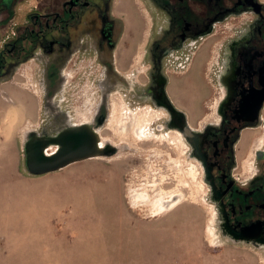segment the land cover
<instances>
[{
	"label": "flooded vegetation",
	"instance_id": "flooded-vegetation-1",
	"mask_svg": "<svg viewBox=\"0 0 264 264\" xmlns=\"http://www.w3.org/2000/svg\"><path fill=\"white\" fill-rule=\"evenodd\" d=\"M22 2L0 0V14L22 16ZM25 14L0 48V88L35 62L50 119L32 132L99 133L118 93L162 109L223 235L264 244V0H36Z\"/></svg>",
	"mask_w": 264,
	"mask_h": 264
},
{
	"label": "rangeland",
	"instance_id": "rangeland-1",
	"mask_svg": "<svg viewBox=\"0 0 264 264\" xmlns=\"http://www.w3.org/2000/svg\"><path fill=\"white\" fill-rule=\"evenodd\" d=\"M33 2L18 3L22 16L0 14V48ZM27 63L0 91V264H264L263 245L223 235L203 169L163 114L146 124L145 141L133 133L124 157L30 174L22 136L50 116L40 70ZM108 126L104 135L117 139Z\"/></svg>",
	"mask_w": 264,
	"mask_h": 264
},
{
	"label": "water",
	"instance_id": "water-1",
	"mask_svg": "<svg viewBox=\"0 0 264 264\" xmlns=\"http://www.w3.org/2000/svg\"><path fill=\"white\" fill-rule=\"evenodd\" d=\"M100 142V134L90 125L72 127L50 135L30 132L23 146L26 169L30 174L40 175L76 161L111 156L117 152L114 145H102Z\"/></svg>",
	"mask_w": 264,
	"mask_h": 264
},
{
	"label": "bare ground",
	"instance_id": "bare-ground-1",
	"mask_svg": "<svg viewBox=\"0 0 264 264\" xmlns=\"http://www.w3.org/2000/svg\"><path fill=\"white\" fill-rule=\"evenodd\" d=\"M122 109V110H121ZM15 115L17 114V112H15ZM160 114L166 115L164 110L159 109V108H155L152 106H148L147 110L143 109L140 111H135L134 109H132L131 107H120L118 101L115 99L112 103V108L109 111L108 114V118H107V122L108 123V127L117 133L118 131V138H112L111 136L108 135H104L103 130L99 129V133L101 135V144H112L116 147L117 152L111 156H97L96 158L98 159H105V160H113V159H118L121 157H124L125 154L122 151V148L124 147V145H127L131 148H135L137 146L135 140V136L137 137H144V141H145V126L146 124L155 116H159ZM88 116V120H91L94 117V113L92 111L87 113ZM118 119H120L121 121V125L120 126H116L117 121H119ZM11 125L12 128L9 129V133H11L13 131L14 125H18L17 121H11ZM174 129V128H173ZM34 131V127L31 126H27L25 128V132L22 136V142L24 144V142L27 139V135ZM175 131L177 132V137L180 139H183L185 141V137L183 135V133L177 129H175ZM134 133V134H133ZM8 134V133H7ZM186 143V141H185ZM187 144V143H186ZM187 146H189L187 144ZM55 147L52 146V150H54ZM165 200H170V198L165 199ZM161 202H163V200H161ZM164 206H162L163 209ZM258 246H264V244H257Z\"/></svg>",
	"mask_w": 264,
	"mask_h": 264
}]
</instances>
